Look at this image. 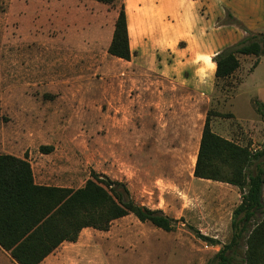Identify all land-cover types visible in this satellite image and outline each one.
<instances>
[{"label":"rangeland","instance_id":"1","mask_svg":"<svg viewBox=\"0 0 264 264\" xmlns=\"http://www.w3.org/2000/svg\"><path fill=\"white\" fill-rule=\"evenodd\" d=\"M122 6L121 0H0V152L27 156L37 182L47 186L79 189L100 175L121 182L137 203L174 221L170 232L133 214L107 231L88 228L65 245L60 264H217L246 192L194 178L197 140L211 112L215 134L252 157L264 150V119L254 105L264 98V63L233 111L239 76L217 83L211 100L174 89L108 53ZM261 163L253 159L249 173ZM255 217L247 230L263 215ZM245 250L241 239L237 262ZM257 260L264 264V244Z\"/></svg>","mask_w":264,"mask_h":264},{"label":"trees","instance_id":"2","mask_svg":"<svg viewBox=\"0 0 264 264\" xmlns=\"http://www.w3.org/2000/svg\"><path fill=\"white\" fill-rule=\"evenodd\" d=\"M223 23L235 25L246 36L214 58L217 83L231 80L240 67V56H254V67L264 56V33L248 31L230 13ZM108 53L123 61L131 60L124 6L115 20ZM254 105L264 119V104L256 100ZM210 115L211 112L204 123L194 177L233 185L246 192L234 212L232 242L223 246L215 260L217 264H257L264 244V150L252 157L247 147L218 136L211 129ZM257 158L262 161L261 167L256 173H249ZM256 212L263 217L252 230H247L248 223L256 219ZM131 214L164 231L173 230V220L137 203L121 182L100 175L79 189L41 186L34 181L27 156L19 158L0 152V246L18 264H41L63 243H76L84 229L107 231L114 221ZM239 216L241 225L236 221ZM241 239L245 240L246 250L237 262L236 248Z\"/></svg>","mask_w":264,"mask_h":264},{"label":"crops","instance_id":"3","mask_svg":"<svg viewBox=\"0 0 264 264\" xmlns=\"http://www.w3.org/2000/svg\"><path fill=\"white\" fill-rule=\"evenodd\" d=\"M121 1L125 8L132 55L131 60L126 62L133 68L169 81L174 89L186 88L195 94L205 96L208 100H211L215 93L217 67L213 72L208 62L200 57L210 55L214 62V58L220 52L236 45L246 36V33L235 25L223 23L227 13H230L248 31L264 33V0ZM97 27L99 29V26ZM113 32L114 28L112 36ZM111 40L112 37L108 47ZM238 59L240 67L231 80L239 76L242 81L237 87L235 96L232 97L231 109L241 95L246 81L254 76L255 70L264 63V56L260 58L256 67H254L256 61L254 56H240ZM260 87L264 88V83ZM251 99L252 97L250 101ZM257 100L264 104L263 97ZM233 115L240 120L241 117L235 112ZM221 136L232 140L229 136ZM201 137L202 131L197 140L193 168L196 164ZM33 174L37 185L47 186L37 182L34 170ZM195 179L201 183H212L211 186L215 189H220V185H223L217 181ZM68 244L70 243H63L41 264H60L63 249ZM0 264L18 263L0 246Z\"/></svg>","mask_w":264,"mask_h":264},{"label":"clouds","instance_id":"4","mask_svg":"<svg viewBox=\"0 0 264 264\" xmlns=\"http://www.w3.org/2000/svg\"><path fill=\"white\" fill-rule=\"evenodd\" d=\"M200 59L202 60H206L208 62L209 67L211 68V70L214 72L216 69V64L214 62H212L211 56L210 55H202L200 57ZM203 82V81H202Z\"/></svg>","mask_w":264,"mask_h":264}]
</instances>
